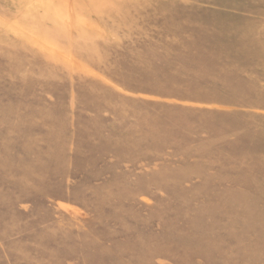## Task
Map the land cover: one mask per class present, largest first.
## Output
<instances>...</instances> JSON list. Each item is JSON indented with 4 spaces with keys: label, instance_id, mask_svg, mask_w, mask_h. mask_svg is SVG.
Listing matches in <instances>:
<instances>
[{
    "label": "rangeland",
    "instance_id": "obj_1",
    "mask_svg": "<svg viewBox=\"0 0 264 264\" xmlns=\"http://www.w3.org/2000/svg\"><path fill=\"white\" fill-rule=\"evenodd\" d=\"M0 264H264V0H0Z\"/></svg>",
    "mask_w": 264,
    "mask_h": 264
}]
</instances>
